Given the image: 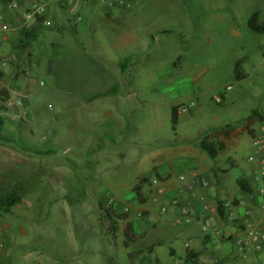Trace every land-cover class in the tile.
Masks as SVG:
<instances>
[{"label":"rangeland","instance_id":"374dc122","mask_svg":"<svg viewBox=\"0 0 264 264\" xmlns=\"http://www.w3.org/2000/svg\"><path fill=\"white\" fill-rule=\"evenodd\" d=\"M12 1L0 0V9ZM83 4L84 17L95 16L93 31L74 23L61 29L67 13L58 0L52 14L29 27H0V111H8L5 127L12 130L0 141L36 160L28 167L32 175L16 207L19 215L3 216L9 225L2 238L7 259L10 264H156L157 257L169 263L168 250L183 248L187 225L163 216L150 220L154 230L134 229L133 220L147 213L145 198L133 191L136 176L148 169V174L183 173L189 180L192 163L202 170L228 166L227 183L236 189L235 179L250 172L247 155L259 135L250 125L264 109V31L251 30L247 21L254 12L264 20V0ZM36 23L41 25L37 37L21 39L20 30ZM17 49L24 54L13 58ZM35 50L43 67L25 77V59L32 60ZM183 106H189L185 113ZM173 107L179 113L175 124ZM226 125L234 127L228 136L210 133ZM108 129L116 140L102 137ZM203 138L218 147L215 158L200 148L194 159L187 158L192 155L187 148H197ZM38 148L55 153L38 154ZM4 200L0 196L1 209Z\"/></svg>","mask_w":264,"mask_h":264},{"label":"crops","instance_id":"0c3cea01","mask_svg":"<svg viewBox=\"0 0 264 264\" xmlns=\"http://www.w3.org/2000/svg\"><path fill=\"white\" fill-rule=\"evenodd\" d=\"M54 1L55 0H45L46 8L44 13L46 16L52 14V3ZM58 1L62 3L67 13V15H65L67 20L64 18L60 20L62 22L66 20V22H64V24H60L61 22L59 21L61 29H63V25H68L69 23L72 25L74 23L77 28L83 25L82 27H87V29L89 28L88 31H93L95 29V26L93 25V19L95 16L91 15L90 21L88 18L84 17L83 0ZM94 1L95 0H93V2ZM76 13L81 14L82 21L80 23L77 22V18L75 17ZM108 13L111 14L110 11ZM108 17L112 18L111 16ZM259 22L264 23V20H259ZM19 25L20 20L16 19L13 22V27L10 28L11 30H14L19 28ZM56 44L57 43H55V41H52L51 45L55 46ZM22 54H24V51L22 49H17L12 56L13 58L16 56L20 57ZM31 59L32 60H29L28 58L25 59L26 66L28 62L27 67L24 65V69H26L25 77L28 76L32 68L35 69L43 67L40 66L43 63V60L41 58H37L36 50L34 51V55ZM50 63L52 68V61H50ZM24 84H27V82ZM27 94L29 93H26L25 95ZM27 112L28 111L25 113ZM7 114L8 111H0V115H2L0 118H4V121L2 118L0 119L3 121L0 128V134L2 136H4L7 132L12 131L5 127V123L9 118ZM19 114L20 113L17 112L18 117L21 115ZM260 116L261 117L259 119H255L251 123L252 125H250L251 127H254L255 131L259 132V135L252 140L253 149L251 152L255 149V139L264 140V109L260 111ZM12 117L15 118L16 115H13ZM29 119L31 120V117H29ZM10 122L11 124L17 125L16 120L14 119H10ZM106 136L112 140H116V138H118L117 134H114L111 129H108L103 133L102 137ZM200 141L197 148L194 146L187 148L189 150V154H192L188 155L187 158L192 160L196 157L195 154L199 152V148L202 149ZM239 145L240 143L238 146ZM238 146H234V148ZM39 150V148L36 149L38 154H40ZM173 155L175 156L176 153H173ZM153 159L161 160L163 158L153 157ZM32 163H36V160L33 159L32 155L27 153V151H22L20 148L7 143L4 144L0 141V196L6 198L8 194L13 192V190L18 196L17 201L9 207L8 211H4V208H0V236H2L0 237V264H10L7 259V249L4 239H2L8 234L7 228L9 225L5 223L3 216L8 213L19 215L20 212L16 209V207L20 206L19 202L22 201V193H24L26 185L31 179L32 173L28 171V167ZM233 165L234 160L233 162H229V166ZM155 167V164H151V169L155 170ZM189 167L193 171L192 176H195L198 180L205 178L208 180L209 184L207 186H202L199 182H197L194 191L189 193L184 189V185H182L179 180V176L183 173H179L177 177L169 171H164L163 173L155 171L153 174H148L147 169L146 172H139L136 176L133 191L137 193L135 197L143 195L145 198L146 202L144 205H146V207L144 209L147 213L144 215L142 220H133L132 226H134V229H148V231L150 229L154 230L156 228V223H150V220L153 221V218H160L163 216L167 218L174 217L176 209H174L173 206H170L169 203L172 196H177L182 204L191 206L194 202H196L200 207V210L196 214H193L190 220L185 223L187 226L182 233L185 238L182 245L183 248L180 249L179 246L172 245L168 250V254L172 256L169 263L161 262L156 257V264H170L172 261V264H175L176 262L174 260L176 257H179L177 264H264V243L261 242L258 236L249 234L250 230L260 231L264 224L262 211L259 208L261 198L257 195L258 188L264 187V179L259 171L257 161L251 163V170L249 173H243V175H240L235 179L237 185L236 189L230 187L227 183L226 178L229 171L228 166H217L216 168L210 167L207 170H202L198 165H194L192 163ZM240 179L248 186V192L240 189ZM154 198H156V200H153ZM229 199L234 201L236 211L235 220L231 222L222 217V210L220 208L221 202ZM144 219L146 222H144ZM204 222H207L211 228L219 230L220 235L209 234L202 231L201 224ZM134 236L135 235L132 233L131 238H134ZM159 241L160 240L155 242L159 243ZM240 242H243L245 255H243L242 251H240ZM153 245L154 243L148 244V250H152L151 248ZM148 264H150V262H148Z\"/></svg>","mask_w":264,"mask_h":264},{"label":"built area","instance_id":"2783aa9c","mask_svg":"<svg viewBox=\"0 0 264 264\" xmlns=\"http://www.w3.org/2000/svg\"><path fill=\"white\" fill-rule=\"evenodd\" d=\"M85 2V0H83ZM22 0H13L8 4L7 9H0V27L3 30H8L10 27H12L14 20H20V27H29L33 25L39 18L44 15L45 8H46V2L45 0H30L26 1V3ZM121 5H123V2H120ZM107 6H112L114 3L112 1L106 2ZM77 22L80 23L82 21V17L79 13H76ZM43 25H48L47 19H44L42 21ZM1 64H6L5 61H2ZM16 104L20 105L22 104L21 99H17ZM194 104L191 103L189 106H193ZM189 106H183L181 107V112L185 113L189 110ZM255 149L253 152H251L248 155V160L253 163L257 161L259 171L261 173L262 178L264 179V140L262 139H255L254 140ZM179 179L184 184V189L187 190V192L192 193L196 187L197 182H199L202 186H207L209 184L208 180L205 178L197 179L195 176H193L191 179L187 180V178L184 175H180ZM160 191V190H159ZM257 195L260 196L261 200L259 202V207L262 211L263 215V221H264V187L258 188ZM153 200H156L154 198ZM110 202H113V198H109ZM116 201V200H115ZM170 206H173L174 209H176V213L174 215V221L176 223H180L184 221L185 223L188 222L193 214H196L200 207L199 205L194 202L193 205H185L182 204L177 196H172L169 200ZM220 208L222 210V217L226 220L234 221L236 217V211L234 206V201L229 199L227 201H222L220 204ZM130 209L129 205H124L123 211L128 212ZM140 214V213H139ZM202 231L209 233V234H216L220 235L219 230H216L214 228H211V226L204 222L201 224ZM250 235H256L260 238L261 242L264 243V224L260 231L250 230ZM240 248L245 255V252L243 250V242H240Z\"/></svg>","mask_w":264,"mask_h":264},{"label":"trees","instance_id":"16d2710c","mask_svg":"<svg viewBox=\"0 0 264 264\" xmlns=\"http://www.w3.org/2000/svg\"><path fill=\"white\" fill-rule=\"evenodd\" d=\"M42 18H39V20H41ZM258 12H254L248 19L247 24L248 27L253 30V31H259L262 32L264 31V23H261L258 21ZM38 28H41V25L39 23H36L32 30L27 29V28H23L20 30V35H21V39H26L28 41H30V39H35L38 35ZM42 30V29H40ZM237 75L239 76V74L237 73ZM260 115V114H259ZM178 116V112H177V108L173 107L172 108V123L175 124L176 123V119ZM254 116H256V113L254 112L250 117H248V120L250 121ZM3 121L0 120V128L2 125ZM234 129V127L232 125H226V126H222V127H213L211 128L210 133H222L223 135L228 136L230 134V131H232ZM3 138L4 140H6V138L4 136H1L0 139ZM200 146L201 148L210 156L215 157L218 154V147L215 145V143L208 141L206 138H203L200 141ZM44 153V154H49V153H55V151L52 150H39V153ZM239 186L240 189L248 192L249 188L246 185V183L243 180H239ZM136 188V187H135ZM18 199L17 194H15V191H13L12 193L8 194L7 197L4 200V211H8L9 207L15 203ZM109 215V214H108ZM110 216V215H109ZM114 223V222H112ZM110 226V225H109ZM111 230V229H110Z\"/></svg>","mask_w":264,"mask_h":264}]
</instances>
